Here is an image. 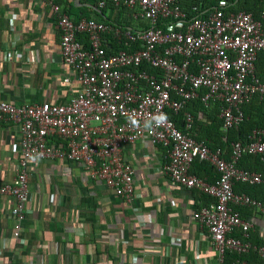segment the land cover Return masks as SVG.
<instances>
[{"label": "built area", "instance_id": "2783aa9c", "mask_svg": "<svg viewBox=\"0 0 264 264\" xmlns=\"http://www.w3.org/2000/svg\"><path fill=\"white\" fill-rule=\"evenodd\" d=\"M110 1L116 8H127L146 28L131 31L96 19L73 21L51 4L60 31L61 59L78 84L67 104L15 106L0 101V119L15 125L20 134L19 170L0 188L1 195L14 201V238H19L27 213L29 160L78 162L92 180L130 201L133 171L122 161L121 148L147 138L166 149L163 173L171 183L213 199L192 218L207 231L216 264H246L226 257L249 251L264 259V247L247 240L250 222L237 211L249 208L264 216V202L233 189L236 183H260L259 173L237 164L244 154L264 159V131L253 130L246 144L232 143L226 159L220 149L211 150L191 135L194 117L184 111L194 100L205 106L216 101L222 105V131L240 125V107L254 96H264V83L254 74L257 55L264 52L260 21L245 12H227L225 1L206 14L193 8L191 17L179 8L178 0ZM105 5V0L98 2L100 9ZM78 35L86 37V47ZM106 35L130 42L132 49L107 53ZM182 111L179 128L167 113ZM161 115L166 119L161 121ZM195 161L212 167L217 179L209 183L191 174ZM235 232L242 239L234 237Z\"/></svg>", "mask_w": 264, "mask_h": 264}, {"label": "crops", "instance_id": "0c3cea01", "mask_svg": "<svg viewBox=\"0 0 264 264\" xmlns=\"http://www.w3.org/2000/svg\"><path fill=\"white\" fill-rule=\"evenodd\" d=\"M51 4L73 21L116 18L85 0H0V101L64 105L76 95ZM196 120L207 132L208 118L198 112ZM176 124L183 128V116ZM19 158V130L0 119V188L12 182ZM121 158L133 171L130 201L92 180L78 162L29 160V201L19 238L13 236L14 201L0 194V264H216L207 231L192 218L213 199L205 195L211 199L206 205L201 192L171 183L163 173L166 149L147 138L123 145ZM203 179L213 183L215 170ZM244 218L250 233L264 239V216L247 210Z\"/></svg>", "mask_w": 264, "mask_h": 264}, {"label": "trees", "instance_id": "16d2710c", "mask_svg": "<svg viewBox=\"0 0 264 264\" xmlns=\"http://www.w3.org/2000/svg\"><path fill=\"white\" fill-rule=\"evenodd\" d=\"M99 1L100 0H86L88 4L94 7L98 6ZM105 1L106 5L104 8L100 9L101 13L103 14L107 9L116 13V18L111 20L112 23L108 22L107 24L114 25L122 30L128 29L131 31L146 28L147 25L145 22L132 19L131 12L127 8H116L110 0ZM219 1H225L227 3V12H245L250 14L254 20L260 21L262 30L264 31V0H178V6L183 12L191 17L195 14L192 11L193 8H196L198 12L206 14L208 11L216 7ZM57 2V4H59V1ZM78 39L85 47L87 46L86 37L78 35ZM110 40L113 41L110 36L106 35L104 37L107 53L129 50L131 45L130 42L125 40H121L120 42L113 41V44L110 46L111 48H109L107 45ZM131 49L132 47H130V50ZM142 69H145L150 73H155V70L150 68L143 67ZM254 74L264 83V52H260L257 55ZM221 107L222 105L216 101H211L205 106L200 100H194L189 102L184 111L192 114L195 118L193 130L198 134V139H205L212 150H224L226 155H223V157L227 159L232 143L246 144L248 143L253 130L258 129L264 131V96H254L247 103L243 104L240 107L243 114L242 122L238 127L229 129L226 132L222 131V120L219 117ZM198 112L206 116L210 122L207 132L204 130L205 133H201L204 129L203 124L196 120ZM167 115L171 120L176 122L177 118L183 116V111L177 116L171 112H168ZM192 165L193 170H191L190 173L200 178H204L209 171H212V167L205 162L198 163V161H195ZM237 167L245 171L259 173L261 175V181L259 184L254 185L236 183L233 188L234 192L245 193L253 199L264 202V159L261 160L258 156L244 154L239 159ZM195 169H199L202 173L195 171ZM202 196L207 200L206 205L211 202V199L204 194H202ZM247 210L250 209H237L242 218L246 217ZM233 236L242 239L241 233H234ZM247 240L253 245L264 247V239H260L257 234L250 233V231L248 232ZM226 259L227 261H244L246 264H264V259L260 258L257 253L253 251L241 255L228 254Z\"/></svg>", "mask_w": 264, "mask_h": 264}, {"label": "clouds", "instance_id": "9594fccd", "mask_svg": "<svg viewBox=\"0 0 264 264\" xmlns=\"http://www.w3.org/2000/svg\"><path fill=\"white\" fill-rule=\"evenodd\" d=\"M159 119L162 121V120L166 119V117L163 116V115H161V116L159 117Z\"/></svg>", "mask_w": 264, "mask_h": 264}]
</instances>
